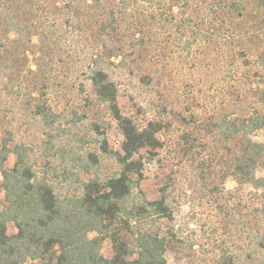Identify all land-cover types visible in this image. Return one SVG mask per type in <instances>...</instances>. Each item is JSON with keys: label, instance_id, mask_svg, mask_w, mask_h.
<instances>
[{"label": "trees", "instance_id": "trees-1", "mask_svg": "<svg viewBox=\"0 0 264 264\" xmlns=\"http://www.w3.org/2000/svg\"><path fill=\"white\" fill-rule=\"evenodd\" d=\"M137 1L0 0V81L4 84L14 72L19 77L22 72L31 75L24 88L39 93L29 106L49 137L35 156L28 146L16 143L13 131L0 122V193L4 201L0 206V264H165L167 251L178 255L177 234L160 223L173 215L164 189L155 200L138 199L134 191L142 179L143 160L151 161L161 148L162 120L141 124L123 114L109 69L113 65L130 69V63L139 69L153 43L152 21H160L169 33L187 35L194 25L189 13L194 0H154L161 5L159 14L140 9ZM253 1L260 13L264 0ZM228 3L232 10L240 7L235 0ZM174 6L179 14H174ZM190 42L185 43L189 46ZM66 43L74 52L90 45L79 91L87 92V112L91 106H100L120 127V150L110 151L104 138L99 152L84 149L88 142L98 143L93 140L95 135L104 134L101 129L107 124L96 118L89 120L82 135L74 130L69 140L55 147L57 133L66 132L59 130L61 114L52 109L47 92L61 83L62 66L57 63L68 68L72 61L63 50ZM29 57L34 68L28 66L25 71ZM6 85V90L19 92ZM78 120H74V128ZM261 129L264 114L256 112L242 120L224 117L202 128L205 142L200 146L207 155L201 163L212 181V191L218 192L215 179L223 183L228 176L255 189L264 188V177L256 175L264 164V143L251 138ZM190 138L183 137L193 151L196 144ZM9 154L15 157L11 167L6 164ZM103 155L114 158L118 169L100 179ZM83 174L89 175L87 180ZM9 223L15 232L8 233ZM257 235L249 239L257 246L254 251L264 249ZM106 239L112 248L109 258L101 253ZM221 251V264H240V256ZM249 252L244 254L245 264L259 260Z\"/></svg>", "mask_w": 264, "mask_h": 264}, {"label": "rangeland", "instance_id": "rangeland-1", "mask_svg": "<svg viewBox=\"0 0 264 264\" xmlns=\"http://www.w3.org/2000/svg\"><path fill=\"white\" fill-rule=\"evenodd\" d=\"M229 1L194 0L189 10L194 25L187 35L169 33L160 21H152L153 43L145 61L139 62V69L131 63L130 69L115 65L109 69L118 86L121 112L141 124L155 119L163 123L158 133L161 148L151 161L143 160L142 179L134 191L138 199L155 200L164 189L173 215L160 223L164 228H172L180 240L178 255L167 251L165 264H221V250L240 256V264L247 262L244 254L250 251L259 259L252 264H264V249L254 251L257 246L249 241L258 234L264 245V188L255 189L228 176L223 183L215 179V193L201 163L207 155L200 146V142H205L202 128L208 123L224 117L242 120L250 112L264 114V9L259 13L253 0H235L240 7L232 10L227 5ZM136 4L146 12L160 13L157 1L138 0ZM173 12L179 14L180 9L174 6ZM186 40L191 45L187 46ZM88 48L79 46L74 52L66 43L63 50L71 57L64 53L63 58H72L69 69L61 61L56 62L59 68L62 66L61 86L55 85L47 94L52 109L61 114L59 130L63 129L66 135L57 133L55 147L64 144L75 131L82 135L89 120L96 118L105 120L107 125L101 129L104 134L93 135L98 143L88 142L84 149L99 152L104 138L110 151L120 150V127L100 106H91L87 112V92L79 91V84L84 82L81 70H86L84 56ZM28 60L25 71L28 66L34 68L31 57ZM26 76L25 72L20 77L14 72L6 77L4 84L19 92L6 90L0 81V122L13 131L16 143L28 146L37 156L49 137L32 115L29 104L39 92L24 88L31 75ZM76 118L79 120L74 128ZM187 135L196 144L193 151L183 139ZM251 138L264 143V129L253 132ZM14 159L13 154L8 155V167ZM100 159V179L117 171L114 158L103 155ZM256 175L264 177V164ZM88 177L82 175L84 180ZM3 202L0 193V206ZM13 232L15 229L9 223L8 233ZM101 253L107 258L112 256L109 239L103 242Z\"/></svg>", "mask_w": 264, "mask_h": 264}]
</instances>
